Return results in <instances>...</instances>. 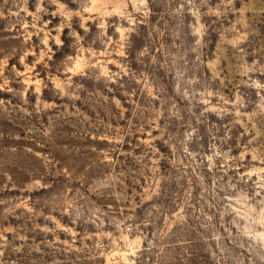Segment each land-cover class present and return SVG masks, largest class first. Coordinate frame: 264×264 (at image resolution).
<instances>
[{
    "label": "rangeland",
    "instance_id": "374dc122",
    "mask_svg": "<svg viewBox=\"0 0 264 264\" xmlns=\"http://www.w3.org/2000/svg\"><path fill=\"white\" fill-rule=\"evenodd\" d=\"M0 264H264V0H0Z\"/></svg>",
    "mask_w": 264,
    "mask_h": 264
},
{
    "label": "trees",
    "instance_id": "16d2710c",
    "mask_svg": "<svg viewBox=\"0 0 264 264\" xmlns=\"http://www.w3.org/2000/svg\"><path fill=\"white\" fill-rule=\"evenodd\" d=\"M135 38V35L133 36ZM137 40L135 39L134 42L131 40V44L129 45L130 47V52H134V50L137 48L138 44H137ZM129 50V49H128Z\"/></svg>",
    "mask_w": 264,
    "mask_h": 264
}]
</instances>
